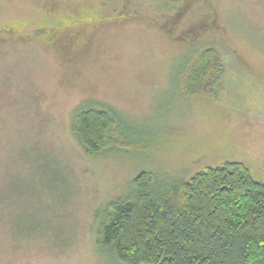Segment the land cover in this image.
<instances>
[{"label":"rangeland","instance_id":"obj_1","mask_svg":"<svg viewBox=\"0 0 264 264\" xmlns=\"http://www.w3.org/2000/svg\"><path fill=\"white\" fill-rule=\"evenodd\" d=\"M0 38V264H124L101 228L144 171L166 188L242 162L264 181V0H0ZM209 49L222 88L190 97ZM88 108L117 126L100 155L74 133Z\"/></svg>","mask_w":264,"mask_h":264},{"label":"trees","instance_id":"obj_2","mask_svg":"<svg viewBox=\"0 0 264 264\" xmlns=\"http://www.w3.org/2000/svg\"><path fill=\"white\" fill-rule=\"evenodd\" d=\"M188 71L190 97L222 88L225 68L216 50L200 53ZM73 127L90 155L118 140L115 119L104 109L78 111ZM100 242L124 264H264V181L242 162L205 168L166 188L154 173L141 172L133 192L110 204Z\"/></svg>","mask_w":264,"mask_h":264},{"label":"flooded vegetation","instance_id":"obj_3","mask_svg":"<svg viewBox=\"0 0 264 264\" xmlns=\"http://www.w3.org/2000/svg\"><path fill=\"white\" fill-rule=\"evenodd\" d=\"M2 40V38H0V41Z\"/></svg>","mask_w":264,"mask_h":264}]
</instances>
